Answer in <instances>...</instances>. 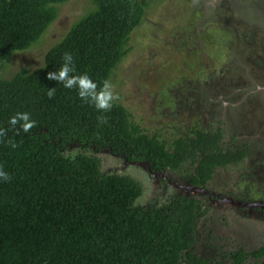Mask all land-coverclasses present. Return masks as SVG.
<instances>
[{"label":"trees","instance_id":"1","mask_svg":"<svg viewBox=\"0 0 264 264\" xmlns=\"http://www.w3.org/2000/svg\"><path fill=\"white\" fill-rule=\"evenodd\" d=\"M67 1L0 0V68L15 51L38 42ZM152 1L92 0V9L46 50L42 65L0 75V129L7 130L0 137V167L11 176L0 179V264H264V242L245 249L200 234L198 221L211 209L201 195L143 202L137 180L101 165L107 151L150 174L181 172L191 185L211 187L218 168L249 156V143L227 144L219 126L204 129L199 118L188 131L154 134L118 101L110 111H97L76 88L47 79L68 52L75 74L87 73L98 86L111 82ZM49 88H55L52 98ZM18 112L36 122L30 132L8 123ZM201 237L212 254L196 251Z\"/></svg>","mask_w":264,"mask_h":264},{"label":"rangeland","instance_id":"2","mask_svg":"<svg viewBox=\"0 0 264 264\" xmlns=\"http://www.w3.org/2000/svg\"><path fill=\"white\" fill-rule=\"evenodd\" d=\"M252 1L153 0L145 9L143 22L131 34V50L111 77L113 92L118 96L116 101L148 131L151 125H156L159 132L166 133L163 120L170 118L177 130L183 132L186 124L190 125L188 113L194 111L199 113L196 118L208 115L211 120L214 115L212 122L224 127L231 144L251 145L243 163L222 166L216 171L211 183L217 186L213 192L221 195L236 190V183L242 189L245 166L255 172L252 192L255 196L264 195V0H254L257 5ZM92 7V0H68L60 4L56 18L40 40L25 50L15 51L0 68V75L9 78L21 68L35 69L42 65L46 50ZM254 11L256 15L252 18ZM188 95H195L191 108L180 114L176 104L182 97L190 98ZM164 112L168 115H161ZM176 115L182 116L177 119ZM100 156L103 170H117L142 185L139 200L143 202L163 201L170 194L181 193L150 174L142 164H128L107 151ZM181 168L184 170L185 164ZM169 175L177 183L183 182L181 172L166 176ZM224 207L212 206L198 221L203 237L207 235L214 240L229 237L231 240H224V244L245 249L264 242V220L258 218L257 212L242 218L243 222L226 210L224 220L220 214ZM203 237L196 251L210 255L213 251Z\"/></svg>","mask_w":264,"mask_h":264},{"label":"flooded vegetation","instance_id":"3","mask_svg":"<svg viewBox=\"0 0 264 264\" xmlns=\"http://www.w3.org/2000/svg\"><path fill=\"white\" fill-rule=\"evenodd\" d=\"M194 96L195 95H188L187 97H190V98L182 97L180 100V103L176 104L177 111L179 113L182 112V114H183L184 109L187 106L190 108L191 107L190 104L192 103ZM185 103L187 106L185 105ZM161 115H168V112L167 113L164 112ZM188 115H189V118L191 117L189 120L190 125L186 124L185 131L190 130L191 126L193 125V123H192L193 118H194V120L196 119V115H194V117L192 115H190V113ZM181 116L182 115H176L177 119L181 118ZM202 116H200L199 119L202 121L203 125L205 126L204 129H206L207 125L212 124V126H213L211 128L212 130H216L218 128L217 126H219L220 127L219 129L224 131V127H222L221 125H215V123L212 122L214 115L212 116L211 120H210L208 115H206V117H204L205 115H202ZM163 121L165 122L164 126H166L168 129L166 134L169 135L170 131L172 129L176 128L173 124L174 121H171L170 118H166ZM151 129H150V131H152L154 134H158L159 128H156V125H151ZM176 130H177V128H176ZM177 132H178V130H177ZM232 137H233V135L231 136V139H232ZM226 143L229 144V143H232V141L231 140L227 141V138H226ZM238 144H231V145H234V146L237 145L238 146ZM243 161H245V159H243L242 162L238 161L235 163H230L229 165L232 166L234 164H239L240 162L243 163ZM127 163L129 164V163H133V162H127ZM247 168L248 167L245 166V169H244L245 171L241 175L243 183H244V185L242 186V189L239 190L241 184L236 183L235 184L236 190H233V189L227 190L225 192L226 194H222V195L219 193L213 192L214 188H217V186H211V187H209V185L207 187H197L196 186L197 188L203 189L204 192H202V193L201 192H192L189 189H185L182 187L175 186V185H183L185 182L189 183L186 178H183V179L181 178L183 180V182L177 183L175 179H174V181L173 180L170 181L171 176L170 175L166 176V175L170 174L168 172L157 173V175H154V174L153 175L158 176L162 179H164V178L167 179V183H169V185H171L172 188L175 187L177 189H180L181 192H183L186 195H188L190 193L201 195L200 197L202 198V201L205 204L209 205L210 208L214 205L226 206V207H224L225 210H223V211H226V210L231 211V212H229L230 216L233 217V214H234V217H236V219H238L239 221H242V218L254 216L255 212H257L256 214L258 215L259 219L264 220V195L263 196H255L256 193L252 192V186H253L252 183H253V178H254L255 172L250 171ZM250 168H252V167H250ZM211 182H210V185L212 184ZM192 186H194V185H192ZM225 187L229 189L228 185H225ZM221 199H229L231 201V203L220 202ZM245 205H247V206H245ZM241 213L244 215V217H241ZM226 238L228 240H231L229 237H226Z\"/></svg>","mask_w":264,"mask_h":264},{"label":"clouds","instance_id":"4","mask_svg":"<svg viewBox=\"0 0 264 264\" xmlns=\"http://www.w3.org/2000/svg\"><path fill=\"white\" fill-rule=\"evenodd\" d=\"M62 59L63 63L60 68L56 71L48 72L47 79L61 83L65 88H76L79 98L87 103H91L97 111H110L113 101L118 99V96L113 92L111 82L105 79L98 86L87 73L75 74L76 70L71 53L65 52ZM47 95L49 98H52L55 95V88H49ZM97 119L100 123L107 122L106 116H99ZM8 123L13 127L19 125L20 129L25 133L30 132L36 124L35 121L30 120L27 113L19 112L10 117ZM6 133V129H0V137L6 136ZM6 143L12 148L17 147V144L12 140H7ZM0 179L5 182L11 179V176L2 167H0Z\"/></svg>","mask_w":264,"mask_h":264},{"label":"water","instance_id":"5","mask_svg":"<svg viewBox=\"0 0 264 264\" xmlns=\"http://www.w3.org/2000/svg\"><path fill=\"white\" fill-rule=\"evenodd\" d=\"M175 186L182 187V188H185V189H189L192 192H201V193L204 192L203 189L197 188L196 186H192V185H190L187 182H185L183 185H175ZM220 202L231 203V201L229 199H221ZM245 206H247V205H245Z\"/></svg>","mask_w":264,"mask_h":264}]
</instances>
